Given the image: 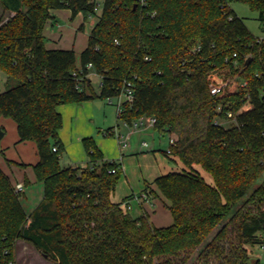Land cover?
<instances>
[{
    "label": "trees",
    "instance_id": "1",
    "mask_svg": "<svg viewBox=\"0 0 264 264\" xmlns=\"http://www.w3.org/2000/svg\"><path fill=\"white\" fill-rule=\"evenodd\" d=\"M231 1L255 12L264 32V0H103L97 17L96 0H0V72L9 85L0 117L15 123L18 142L36 145L42 185L27 215L0 170V264H14L17 240L53 264H246V247L264 232V37L249 33ZM54 10L80 15V31L96 17L78 66L72 49L45 48ZM89 71L99 77L97 95ZM221 71L245 85L211 95L208 76ZM126 83L134 99L118 120L153 117L156 132L175 136L170 155L185 167L153 182L168 202L167 227L132 218L128 198L112 202L121 171L91 138L82 141L83 168L59 164L58 107L115 98Z\"/></svg>",
    "mask_w": 264,
    "mask_h": 264
},
{
    "label": "crops",
    "instance_id": "2",
    "mask_svg": "<svg viewBox=\"0 0 264 264\" xmlns=\"http://www.w3.org/2000/svg\"><path fill=\"white\" fill-rule=\"evenodd\" d=\"M56 11H66L67 18L70 17L68 10L51 11V18L45 23L43 35L45 39L52 41V44H45V48L70 50L72 48L59 46L61 35L57 37L47 31L56 22L54 19V12ZM7 16L6 13L3 19H6ZM94 22L90 24V28ZM85 46L86 44L79 51L78 56ZM94 101L65 104L58 107L62 121V127L58 132V140L62 148L59 158L60 166L63 168H83L86 165L87 156L82 141L91 138L100 151L103 160L115 162L121 171L111 195L112 202L120 203L128 198L124 202L123 208H127L132 218L144 216L148 223L155 228L171 225L172 218L166 208L168 202L156 190L153 182L160 176L185 167L177 157L166 155V151L161 150L159 145L155 144L154 146L153 143L150 148L141 146L142 143H146L143 139L145 132L152 130L151 128L134 132L119 121L122 126L121 129L117 128L114 131L110 129L104 132L101 138L94 136L96 128L92 107ZM95 104L100 105L98 102ZM0 129L3 131V137L0 140V170L8 177L13 187L17 185L22 187L19 192V200L24 212L29 215L42 199V185L36 180L33 171V166L38 162L36 145L31 141L18 142L16 125L9 118L0 117ZM118 134L129 137V145L123 151L117 145L116 136ZM174 137L173 134L169 135V138L174 139ZM193 168L207 183L212 184L209 175L199 167L194 166ZM19 252H23L24 257L17 256L16 259L26 264L31 260L41 262V264H53L45 258L39 257L32 246L20 240L16 242L15 255Z\"/></svg>",
    "mask_w": 264,
    "mask_h": 264
},
{
    "label": "rangeland",
    "instance_id": "3",
    "mask_svg": "<svg viewBox=\"0 0 264 264\" xmlns=\"http://www.w3.org/2000/svg\"><path fill=\"white\" fill-rule=\"evenodd\" d=\"M102 1L103 0H96V3H97L96 17L100 14ZM228 5H229V8L238 17H241L243 19L244 24L246 25L249 33L253 37L255 38L264 37V32L261 31V25L256 20L257 14L255 12H252L248 8L247 5L240 3V2L231 1L228 3ZM65 14H67L66 11L54 12V15H55L54 19L56 20V22L53 25V27L48 29L47 31H49L50 33H52L53 35L57 37L59 35L62 36L59 46H66L68 48H72L76 54L75 55L76 65H79L78 53L86 44L87 37L91 29L90 24L96 20V17H90L88 21L83 24V30L80 31V30H77V27L82 22L80 16H76L75 18L71 19L70 17L67 18ZM44 43L46 45H49V44H52V41L45 39ZM217 76L223 81H230V80L235 79L234 77L232 78L230 74L226 75L224 71L219 72ZM88 79L90 81L91 89L93 90L94 94L97 95L99 91V77L96 74H94L93 71H89ZM6 84H7L6 76L2 72H0V92H3L6 88L9 87V85L7 86ZM95 102L100 103V105L95 104ZM115 104H116V99L114 98L111 99V103L108 102V99H102V100H97V101L92 102L94 119H95V124H96V128L94 130V136L96 137L98 136L99 138H101L104 132L109 131L110 129L114 131L115 129L122 127L117 118ZM246 107L247 105H245V107L243 108L245 109ZM218 122L222 124L225 123V121L223 120H218ZM227 123L229 122L227 121ZM143 139L145 140L147 147L149 148L151 147V144L153 143H154V146L155 144L159 145L160 146L159 148L163 151H167L169 147V134L167 133H158L152 129V130H148L145 132V136L143 137ZM0 154H1V151H0ZM16 242L14 244V250H13V258H14L13 261H14V264H19L21 260L18 261L16 257L17 256L24 257V256H23V252H19L17 253V255H15ZM246 248H247V255H248L246 264H264V232L260 233V244H256L253 246H247ZM38 256L42 257L39 253H38ZM20 264H26V263L21 261ZM28 264H41V262H38V261L34 262L33 260H31ZM190 264L192 263L190 262ZM220 264H222V262H220Z\"/></svg>",
    "mask_w": 264,
    "mask_h": 264
},
{
    "label": "built area",
    "instance_id": "4",
    "mask_svg": "<svg viewBox=\"0 0 264 264\" xmlns=\"http://www.w3.org/2000/svg\"><path fill=\"white\" fill-rule=\"evenodd\" d=\"M94 11L96 12V8L94 9ZM260 39V38H259ZM233 57H235V54H233ZM87 69H91V65L88 64L86 66ZM245 82H238L237 79L235 78L234 80H230V81H223L222 79H220L216 74H210L208 76V87H209V93L213 96L216 97H221L225 94H231L234 91H236V89L238 87L244 86ZM113 99V98H111ZM111 99H108V102L111 103ZM114 99H116V113L117 116L121 115V112L123 110V108H125V106H131L133 103V99H134V95H133V90H132V85L130 83H126L125 87L123 88V90L121 91V93L115 97ZM249 107V105H247V107L245 109H247ZM217 111L219 112V109H217ZM228 118L231 117V114L227 115ZM123 125L127 126L129 128L130 131H142V130H146V129H153L156 120L153 117L150 116H141L138 117L137 119L131 121L130 123H125L122 122ZM116 141H117V145L118 148L123 151L124 149H126L129 145V137L128 135H117L116 136ZM173 143V138H169V145ZM142 147L146 148L147 144L146 143H142L141 144ZM52 152H56V148L53 147L52 148ZM166 155H170V150L169 148L166 151ZM113 173V171H111ZM14 190L19 193L22 190V187L20 185H17L14 187Z\"/></svg>",
    "mask_w": 264,
    "mask_h": 264
},
{
    "label": "water",
    "instance_id": "5",
    "mask_svg": "<svg viewBox=\"0 0 264 264\" xmlns=\"http://www.w3.org/2000/svg\"><path fill=\"white\" fill-rule=\"evenodd\" d=\"M3 137V131L0 129V140L2 139Z\"/></svg>",
    "mask_w": 264,
    "mask_h": 264
}]
</instances>
